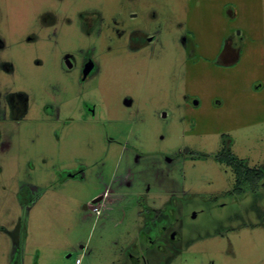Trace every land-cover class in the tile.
<instances>
[{"label":"rangeland","instance_id":"374dc122","mask_svg":"<svg viewBox=\"0 0 264 264\" xmlns=\"http://www.w3.org/2000/svg\"><path fill=\"white\" fill-rule=\"evenodd\" d=\"M0 41V264H264L215 159L264 170V0H0Z\"/></svg>","mask_w":264,"mask_h":264},{"label":"trees","instance_id":"16d2710c","mask_svg":"<svg viewBox=\"0 0 264 264\" xmlns=\"http://www.w3.org/2000/svg\"><path fill=\"white\" fill-rule=\"evenodd\" d=\"M215 159L221 163L229 165L236 176L237 190L243 191L242 186L247 184L251 190H257L264 179L263 168H250L245 161L233 154L231 148L225 147L223 151L216 155Z\"/></svg>","mask_w":264,"mask_h":264},{"label":"flooded vegetation","instance_id":"af4514ba","mask_svg":"<svg viewBox=\"0 0 264 264\" xmlns=\"http://www.w3.org/2000/svg\"><path fill=\"white\" fill-rule=\"evenodd\" d=\"M93 29L94 28H90L91 31ZM141 35H144V33H141ZM154 39H155V37L152 36V37L149 38L148 42H151ZM241 39H242V37L239 36V35H236V34L232 35L228 39V41H227L225 47L223 48V50L220 51V53L218 55L219 56V60L227 62V63L236 62L238 57H239L240 51H241V45H240L241 44ZM130 43H131V45H135L136 44L133 41H131ZM1 45H2V42L0 41V46ZM67 58H69V57L67 56ZM67 62L69 63L70 67H72L71 62L68 59H67ZM96 70H97V65H96L95 61L90 56H87V58H86V60L84 62V65H83L84 78H87L89 73L90 74L94 73Z\"/></svg>","mask_w":264,"mask_h":264},{"label":"built area","instance_id":"2783aa9c","mask_svg":"<svg viewBox=\"0 0 264 264\" xmlns=\"http://www.w3.org/2000/svg\"><path fill=\"white\" fill-rule=\"evenodd\" d=\"M95 210H96V211H99L98 208H96ZM81 261H82V259L79 257V258L76 259L75 264H81Z\"/></svg>","mask_w":264,"mask_h":264}]
</instances>
